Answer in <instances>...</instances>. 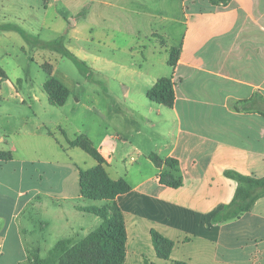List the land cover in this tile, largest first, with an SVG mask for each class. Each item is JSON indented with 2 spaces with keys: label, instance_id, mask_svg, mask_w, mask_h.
<instances>
[{
  "label": "crops",
  "instance_id": "1",
  "mask_svg": "<svg viewBox=\"0 0 264 264\" xmlns=\"http://www.w3.org/2000/svg\"><path fill=\"white\" fill-rule=\"evenodd\" d=\"M23 8L25 18L15 17L14 10ZM176 25L180 38L170 47L176 50L170 66L154 36L168 38ZM11 26L34 45L91 44L98 54L68 51L80 62L93 60L86 67L95 73L101 51L113 53L103 71L117 72V86L93 82V91L72 100L65 113L69 97L62 106L52 105L47 80L41 87L25 83L23 93L0 69V151L12 155L0 161V264H26L33 251L44 257L57 241L97 223L77 210L84 201L80 170L96 162L80 148L63 147L58 131L70 140H88L107 163L109 177L123 178L130 188L115 197L124 230L121 264H264V197L248 213L212 222L237 187L226 171L264 176V0H230L224 8L207 0H0V29ZM40 58L48 78L68 90V77H55L56 52L41 48ZM161 78L173 83L172 108L147 97ZM82 115L99 122L76 124ZM169 159L178 163L176 188L162 181ZM67 207L77 213L74 222H65L72 236L56 226L55 243L46 237L40 242L30 226L33 216L51 211L48 217L56 221ZM43 220L39 230L48 227ZM152 232L171 242L168 259L158 256Z\"/></svg>",
  "mask_w": 264,
  "mask_h": 264
},
{
  "label": "trees",
  "instance_id": "2",
  "mask_svg": "<svg viewBox=\"0 0 264 264\" xmlns=\"http://www.w3.org/2000/svg\"><path fill=\"white\" fill-rule=\"evenodd\" d=\"M211 7H227L230 0H207ZM15 31L19 30L14 26L9 27ZM42 49L58 52L63 56L73 59L78 65L79 62L61 43V41L39 42ZM171 48V52L174 51ZM169 65L173 66L175 58ZM50 102L55 106H62L69 97V91L57 80L48 78L44 84ZM147 97L157 104L172 108L174 103L173 83L170 78L158 79L147 92ZM69 147H77L91 156L96 165L93 168L80 170L81 198L88 201H103L102 208L87 207L77 208L80 212L92 214L100 219L96 228L77 240L73 238L61 239L50 249L48 257L42 258L38 254H30L28 264H121L124 255V230L120 211L115 203V197L127 193L129 186L123 178L112 180L106 170L107 163L100 154L92 147L88 140L82 136L68 142ZM10 152L0 151V161L11 160ZM156 165L161 166L162 161L154 154L149 156ZM177 162L169 159L165 162L169 173L162 175L163 183L172 188L179 187L180 175ZM225 177L236 182L237 187L231 202L221 211L212 217L213 223H222L248 213L254 203L264 197V176L255 178L244 176L233 171H226ZM153 244L158 256L168 259L171 250V242L163 239L156 232H152ZM144 264H152L144 259Z\"/></svg>",
  "mask_w": 264,
  "mask_h": 264
},
{
  "label": "rangeland",
  "instance_id": "3",
  "mask_svg": "<svg viewBox=\"0 0 264 264\" xmlns=\"http://www.w3.org/2000/svg\"><path fill=\"white\" fill-rule=\"evenodd\" d=\"M14 11L16 13L15 17H24L25 18V8H23L22 10H14ZM9 12H10V10L8 11V13ZM12 17H13V13L11 11L8 15V21H11ZM11 23H12V21H11ZM174 27L175 28L173 29L172 36H167L168 38H166V36H154L159 47H161L160 49L162 51H160V52L163 53L166 51V53L169 55L171 62L174 60V58L176 56V50L171 52L170 47L176 46V43L180 38L179 35H180V28H181L179 25H176ZM54 37H57V36H54ZM138 37H143V36H138ZM63 44L67 50L69 49V47H71L73 49V51H79V50L83 49L85 51H88L90 54L91 53L98 54L97 50L94 52L91 44H89V43L75 42V41H72L69 43L68 41H66V42H63ZM127 44H128V42H126V45ZM165 44L167 45V47L169 49L164 48ZM40 53H41L40 46L34 45L33 43H30V41L26 42L21 37V35L18 32H16L15 30L10 29V30L6 31V30L0 29V69L3 70V72L6 74L7 80L9 81V83L15 84L16 87L18 89L20 88L19 90H21L23 93L25 92V83H32L36 87H41L42 84L48 79L47 73L45 72V70L43 68H41V65L44 64L45 60H43V58H40ZM112 54L106 50L101 51V53H100L101 57H98L99 59L97 61V63L100 64V66H98V69L100 71L98 73H95V72L91 71L89 68L87 69V67H89L90 63H92L93 60L89 61V63H85V62L81 61L84 64L82 66V64L78 65L73 59H70V58L63 56L62 54L56 52V58H57L56 63H52L57 68L55 77H60L61 75L65 74L68 77V80H65L66 81L65 83H66L68 90L71 93V96L69 95L68 105L64 109V110H66L65 113H68L67 110H69L70 107L71 108L73 107V105L71 103L72 100L75 101L76 98H78V97L81 98L83 95H86L87 91H93V88H94V84L92 85L93 82L115 83L117 86V77H116L117 72H115L114 70L110 71L111 69L109 71H106V70L103 71V69L107 68V63L105 62L104 59L106 57L112 58L113 57ZM46 55H48V54L46 53ZM115 56L116 57H122L123 55L118 53V54H115ZM136 59L138 60V58H136ZM53 60L54 59L52 58V61ZM45 67H47V66H45ZM158 67H161V65H159ZM167 70L168 69L164 70L165 72L162 75L165 76L166 75L165 73H167ZM134 78H138V77L135 76ZM134 78L132 79L133 81H134ZM126 79L129 80L130 77L126 76ZM111 88L114 90L113 86ZM85 116L86 115H84L82 118H78V120H76V124L80 125L83 123L87 127L92 122H94L96 124L99 122L98 118H96L94 116H92V118H89V117L87 118ZM61 119L64 123L63 124L64 129L70 132V130H69V124L70 123L65 122L64 118H61ZM158 126H159V129L161 131L162 124L160 123L158 125V123H157V127ZM94 130H101V129H98L97 127H95ZM60 133L61 132L58 131L55 134L57 135L61 145L65 148H68V146H69L68 142L69 141H73L76 139V138H73L70 140V139L64 138L63 134L61 135ZM0 135L4 136V134H2V132H0ZM76 152H78L80 155L84 156V158H86L87 160L92 161V159L90 157H88L85 153H83L82 151L77 150ZM78 163H80L82 166V163L80 162V160H78ZM87 204H93V205H87ZM104 205H105V203L103 201L84 200V201H81L80 203H78L77 208H87V207L102 208ZM36 210L34 211V213L37 212ZM31 213H33V212L31 211ZM48 214L52 215L53 213L50 211V212H45V213L39 212V214H37V215L35 214L33 216L34 223L32 225L30 224V226L34 227L35 235L38 239H40V242H41L42 237L48 238L49 242H51L53 239V234H51V233L54 232L53 230L56 228V226L59 228L65 227L64 231L67 230V235L72 236L70 233L68 234L69 228H67L68 225H66L65 222L67 220L70 224V222L72 223L75 221L74 218H75L77 213L73 207L72 208L67 207L64 214H62L61 217H58L56 219V221H54L52 219V217H48ZM90 215L92 216V218H94L92 220L93 223L95 224V222H97L96 225H94L92 223V225L95 226V227L93 226L94 228L92 227V229H91V231H93L96 228V226L99 225L100 219L97 218L96 216L92 215V214H90ZM43 219L49 220V221H47L48 227L46 230H39L40 224H42V221H44ZM86 219H87V217H86ZM85 222H87V221H85ZM21 224L23 225V229H24L23 236H24V240H25V226H27V224H28V218H27L26 213H24L21 216ZM84 231L85 232L75 233L73 235V237H71V238L77 240L79 238L84 237L89 232H91L89 227L87 229H84ZM51 243L54 244L55 240L52 241ZM42 247H43V245H42ZM49 251L42 258H45V257L47 258ZM32 253L39 255V253H37V251H33ZM26 264H28V263H26Z\"/></svg>",
  "mask_w": 264,
  "mask_h": 264
}]
</instances>
